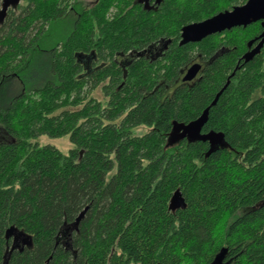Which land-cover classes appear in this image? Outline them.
Masks as SVG:
<instances>
[{
  "label": "trees",
  "instance_id": "trees-1",
  "mask_svg": "<svg viewBox=\"0 0 264 264\" xmlns=\"http://www.w3.org/2000/svg\"><path fill=\"white\" fill-rule=\"evenodd\" d=\"M143 1L0 0V264H264V47L241 60L261 23L181 45L247 0ZM67 134V155L30 142Z\"/></svg>",
  "mask_w": 264,
  "mask_h": 264
},
{
  "label": "water",
  "instance_id": "water-1",
  "mask_svg": "<svg viewBox=\"0 0 264 264\" xmlns=\"http://www.w3.org/2000/svg\"><path fill=\"white\" fill-rule=\"evenodd\" d=\"M258 21H261L263 31L257 37L249 41L248 46L250 50L241 57V60L247 63L259 54L264 47V0H247L242 5H237L232 9L219 12L202 21L184 26L181 33L182 38L180 44L186 45L188 43L200 42L213 34L221 33L235 27H246ZM200 69L201 65L198 63L191 65L183 75L182 81H192L198 75ZM233 74L231 76H233ZM229 82L230 80L228 79L227 84ZM226 85L223 89L227 87ZM223 89L217 93L211 105L205 108L197 119L187 125H180L179 127L174 126L173 136L177 140L183 137L189 139L205 138L206 135L201 134L202 128L208 120L210 107L216 103ZM185 206L181 192L177 190L172 196L170 209L179 207L185 208Z\"/></svg>",
  "mask_w": 264,
  "mask_h": 264
},
{
  "label": "rangeland",
  "instance_id": "rangeland-1",
  "mask_svg": "<svg viewBox=\"0 0 264 264\" xmlns=\"http://www.w3.org/2000/svg\"><path fill=\"white\" fill-rule=\"evenodd\" d=\"M73 1V0H71ZM85 3H90L92 0H80ZM1 10V6H0ZM62 24V23H61ZM71 24L70 23H64L63 24V32L60 30L62 27L59 26L58 24H54L51 26V28L46 32V35H49L51 37L52 35L59 34L60 38L64 39V37L67 35V33H70L71 31ZM48 47V46H46ZM39 53V52H38ZM93 96H95L98 100H100L103 105L105 104L106 98H103V92L100 89H95L94 92L92 93ZM11 96L13 95V89L11 90ZM256 96V95H255ZM0 141H10V136L8 133L5 132L4 128L0 126ZM145 128H139L138 133H143L145 132ZM30 142L32 144H36L38 146H52L57 148L60 152L63 154H69L70 150L74 148L73 142L70 140V136L64 135L61 137H51L48 135H40L36 138L30 139Z\"/></svg>",
  "mask_w": 264,
  "mask_h": 264
},
{
  "label": "flooded vegetation",
  "instance_id": "flooded-vegetation-1",
  "mask_svg": "<svg viewBox=\"0 0 264 264\" xmlns=\"http://www.w3.org/2000/svg\"><path fill=\"white\" fill-rule=\"evenodd\" d=\"M8 1V0H7ZM141 4L143 5V6H149V5H152V4H154L153 3V1L152 0H145V1H143V2H141ZM258 22H260L261 23V21H258ZM263 28V27H262ZM182 33V32H181ZM181 36V35H180ZM182 38V37H181ZM181 38H180V41H181ZM162 45H164V44H162ZM163 48H164V50H166L167 48H168V46L167 45H165L164 47L163 46H161V45H156V46H154V50L153 51H149L148 53H157V52H159V54H161L162 53V50H163ZM123 56V58H122V61L124 62V63H128L129 61H131V59H133V57L135 56V53H132V52H130V53H128V54H125V55H122ZM195 63H198V64H200L201 65V69L203 68V66H204V64H203V62L201 61V60H194V61H192L187 67H186V69L184 70V73H183V75L185 74V72L187 71V69L191 66V65H193V64H195ZM201 69H200V71H201ZM199 71V72H200ZM199 74V73H198ZM183 75H182V77H183ZM182 79V78H181ZM183 138H186V137H183ZM182 139V138H181ZM181 139H179V140H181Z\"/></svg>",
  "mask_w": 264,
  "mask_h": 264
}]
</instances>
